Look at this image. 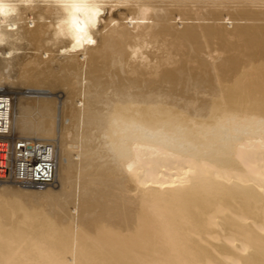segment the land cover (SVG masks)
I'll use <instances>...</instances> for the list:
<instances>
[{"label":"bare ground","instance_id":"obj_1","mask_svg":"<svg viewBox=\"0 0 264 264\" xmlns=\"http://www.w3.org/2000/svg\"><path fill=\"white\" fill-rule=\"evenodd\" d=\"M137 6L151 13L130 28ZM104 19L65 55L25 18L20 51L38 54L0 61L4 95L14 78L65 93L10 97V131L54 146L59 184L0 185V264H264V0H133Z\"/></svg>","mask_w":264,"mask_h":264},{"label":"clouds","instance_id":"obj_2","mask_svg":"<svg viewBox=\"0 0 264 264\" xmlns=\"http://www.w3.org/2000/svg\"><path fill=\"white\" fill-rule=\"evenodd\" d=\"M132 4L133 0H0V50L7 49L0 51V61L11 60L25 43L22 34L25 18L30 28L35 27L37 21L48 25L47 47L74 55L97 44L96 33L101 31L106 13ZM40 9L43 14L29 15ZM150 13L151 9L146 6H137L136 15L128 18L129 27L148 22ZM118 25L119 21L113 19L111 26Z\"/></svg>","mask_w":264,"mask_h":264},{"label":"built area","instance_id":"obj_3","mask_svg":"<svg viewBox=\"0 0 264 264\" xmlns=\"http://www.w3.org/2000/svg\"><path fill=\"white\" fill-rule=\"evenodd\" d=\"M10 102L9 96L0 93V183L36 189L48 187L56 176L55 148L11 133Z\"/></svg>","mask_w":264,"mask_h":264},{"label":"rangeland","instance_id":"obj_4","mask_svg":"<svg viewBox=\"0 0 264 264\" xmlns=\"http://www.w3.org/2000/svg\"><path fill=\"white\" fill-rule=\"evenodd\" d=\"M227 21H225V22H223L225 25L227 24H229L230 22L228 21L227 23H226ZM180 23V22H179ZM226 25V26H227ZM231 24H229L227 27H229ZM27 51V52H26ZM24 53V54H23ZM30 53H33V54H36L37 52L35 51V52H32V51H28V50H25V52H19V54L20 55H25L26 56V54L27 55H29ZM38 54V53H37ZM54 53H52V55H53ZM49 55V57H51L52 55L49 53L48 54ZM46 56H42L41 58H43V59H41V60H43L44 62H46V61H48L47 59H44ZM56 64L55 62H47V64ZM16 80L17 79H15L14 78V80H12V79H10L9 81H13V82H7V83H4L3 84V89L5 90V91H8L9 92V95H10V97H12L13 99H15V101L17 100H24L23 102H25V100H26V98H27V101H28V103H30L31 101H33L34 99L33 98H37V97H40V96H47V97H49V98H51L53 101H55V102H62L63 100H64V98H65V93L64 92H62V88H59V87H53V88H50V87H48L46 84H42V85H38L39 86V88H38V86H36V87H33L32 88V86H30V85H28L27 84V87L26 86H24V84L25 83H23V82H20L21 84H18L19 83V80H18V82H16ZM20 81H22V79L20 80ZM14 83V85H12ZM17 84H18V86H17ZM16 85V86H15ZM20 85V86H19ZM12 86V87H11ZM26 89H25V88ZM41 87V88H40ZM18 88V89H17ZM48 88V89H47ZM49 88H50V90H49ZM44 90V91H43ZM48 90V91H47ZM30 92H33V93H35V94H32V93H30ZM39 93V94H38ZM40 93H43V94H45V95H41ZM25 97V98H24ZM54 99H56V100H54ZM27 101L25 102V103H27ZM57 105H58V103H56ZM65 120H67V117L65 118ZM13 135H15V136H17V134L15 133V132H11ZM56 181H54V183L52 184V185H50V186H48V187H45L46 189H50L52 192H57V190H58V188H55V186L57 185L58 186V184H59V182H58V180L57 179H55ZM7 185V186H9V189H11V190H13V192H15V194H17V190H16V188L19 190V188H21L19 185H16V184H13L12 183V185H11V183H0V185L2 186V185ZM15 186H17V187H15ZM19 186V187H18ZM15 190V191H14ZM39 197H37V202H40V203H43L47 198H44L43 197V195H38ZM25 198H28V196L26 195L25 196Z\"/></svg>","mask_w":264,"mask_h":264}]
</instances>
